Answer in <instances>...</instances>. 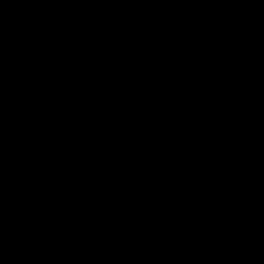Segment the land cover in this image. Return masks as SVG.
Segmentation results:
<instances>
[{
	"label": "rangeland",
	"instance_id": "374dc122",
	"mask_svg": "<svg viewBox=\"0 0 264 264\" xmlns=\"http://www.w3.org/2000/svg\"><path fill=\"white\" fill-rule=\"evenodd\" d=\"M0 22L4 25L0 34V170L7 171L13 182L0 184V215L16 218L18 228L36 222L35 229L43 233L39 240L47 245L56 242L59 253L65 254V262L57 264L94 263L86 259V253H78L79 247L86 248L81 240L75 239V247L70 246L55 230L54 224L60 221L55 208L73 193L59 185L56 177H74L80 189L105 187L103 181H108L116 190L115 200L101 191L97 203L88 206L98 214L111 203L117 212L122 203H134L141 173H148L145 192L156 184L155 175H150L154 163L135 162L138 149L163 154L138 139V127L143 126L140 114L181 111L191 93L205 86L217 90L231 77L233 50L239 67L250 72L236 74L245 78L241 85L251 96L263 95L259 78L264 77V0H0ZM158 41L174 46L163 48ZM183 56V66H193L198 75L175 70ZM18 74L25 75L29 84H16ZM164 96L171 102L154 101ZM102 117L109 120L101 122ZM107 124L132 130L142 147L137 145L135 153L113 151L108 146L112 133H105L110 131L105 130ZM230 134L236 137L235 130ZM97 138L102 143H96ZM263 142L261 137L257 149L244 152L240 161L242 173L255 174L258 180L264 174ZM167 152L169 158L160 169L166 170L163 174L177 171L179 157L193 161L182 151ZM215 153L212 162L223 161L221 152ZM225 157L231 160L227 153ZM162 159L155 161L157 166ZM260 182L252 186L260 191L258 201L263 203ZM216 202L221 205L222 200ZM263 221L245 231L242 225L240 230L250 235ZM120 237L115 241L126 244L130 255L144 252L147 257L154 251L143 240ZM245 239L240 243L245 245ZM92 250L95 264H102ZM154 253H159L160 263L125 258L128 264H194L167 249Z\"/></svg>",
	"mask_w": 264,
	"mask_h": 264
},
{
	"label": "crops",
	"instance_id": "0c3cea01",
	"mask_svg": "<svg viewBox=\"0 0 264 264\" xmlns=\"http://www.w3.org/2000/svg\"><path fill=\"white\" fill-rule=\"evenodd\" d=\"M158 43L163 48L174 46L165 41ZM234 51L232 53L235 63L229 67L233 73L230 70L231 77L225 80L224 85L217 87V90L212 86H205L200 91L197 90L195 95L191 93L189 98L186 97L188 102L186 108L181 111L166 110L160 113L153 111L140 114L143 126L138 127V139L156 150L163 151L161 156L155 153L156 160L147 161L154 163L155 173L151 172L150 175H155L156 184L152 191H144L148 179V173L144 171L141 173V182L137 183L140 185V191L136 199L132 198L135 200L134 203H122L117 212H114V205L111 206V203L104 204L103 211L97 210V214L89 208L88 203H97L103 193L115 200L116 190L111 183L103 181L107 186L88 185V188L80 189L74 177L66 174L56 177L58 184L60 183L59 185L66 191L73 192L81 198L76 199L73 193H70L74 197L73 200L71 195H68L60 201L55 208L60 216V221L54 224L55 230L70 246L75 247L73 244L75 239L81 240L86 248L79 247L78 253H86L88 261L96 263L90 250L103 239L111 242L124 257L129 260L132 258L130 261L133 262L138 260L146 262L144 258H151L154 262L160 263L162 260L159 253L154 252L158 248H163L190 263L206 264L204 261L208 260L203 254V248L207 251L214 248L220 251L223 246L234 249L242 244L240 239L243 238H247L245 245H242L250 255L257 256L264 252V225L254 229L250 235L249 232L247 235L244 234L247 227L264 220V202L258 201L260 191L256 186H252L253 182L261 180L263 182L259 185L262 186L264 174L262 179L258 180L255 174L242 173L240 166L244 152L250 148L255 151L258 140L264 138V77L259 78L262 81L263 95L251 96L241 85L245 79L241 75L250 72L244 66L239 67L236 61L237 53ZM185 56L179 58L180 62L175 64L178 69L175 70L179 71L180 68L184 70V74L198 75V70H193V66L191 68L183 66ZM164 62L168 63L167 60ZM237 73H241L240 77H237ZM208 87L217 93V102L196 150L192 155H188L193 161L186 162L179 157L175 162L178 163L175 165L177 171L163 174L162 172L166 170L160 169L165 159L169 158L167 151H182V142L193 114L203 91ZM170 100V97L164 96L155 98L154 101L166 103L171 102ZM229 130L231 132L235 130L236 137L232 136ZM215 151L221 152L223 161L212 162L216 156ZM225 153L231 160L227 161ZM158 158H163L159 166L155 163ZM183 171H187L193 177H188ZM262 171L264 172V168ZM99 187L104 190H100ZM216 200H222L221 205H218ZM18 224L16 218L6 214L0 215V264L65 262V254L59 253L60 247L56 242L51 241L47 245L39 240L43 233L39 234L35 229L36 222L20 228ZM242 225L244 231L241 232ZM132 226L133 229H130ZM242 234L245 237H240ZM122 235L133 240H143L144 246H152L154 251L151 256L145 257L144 252L138 256L130 255L126 244L124 246L123 242L120 244L115 241ZM49 249L52 250L51 254H48ZM215 253L217 258L223 256L222 251Z\"/></svg>",
	"mask_w": 264,
	"mask_h": 264
},
{
	"label": "trees",
	"instance_id": "16d2710c",
	"mask_svg": "<svg viewBox=\"0 0 264 264\" xmlns=\"http://www.w3.org/2000/svg\"><path fill=\"white\" fill-rule=\"evenodd\" d=\"M2 24L3 23L0 22V34H2L3 32L2 29L4 25ZM13 70H15L14 67L11 68V71ZM25 74H27V72H25ZM16 79H18V83L16 84L21 85V87L24 84H29V82L28 83L25 82V81H28L25 75L20 76V74H18V76H16ZM42 86L44 85H39L40 88ZM16 93L17 92H15L14 94ZM217 97H218L217 93L212 88L208 87V88H205V90L203 91L200 101L196 107V110L193 114L190 125L188 127V130L182 142V152L184 154L192 155L194 151L196 150V147L205 131V128L208 124V121L211 117V114L217 102ZM49 117L50 115L49 116L46 115L45 118L48 119ZM108 120L109 119L107 117L101 118V122H106ZM69 121L71 120L65 121V125H67ZM109 124H107L105 130L109 128L110 131H105V133H110V134L112 133V141L108 146L113 151L120 152V153L131 151L135 153L137 152V145H141L142 147V142L139 143V140L136 139L135 134L132 130H126L124 128H119V127L116 128V126L113 127V126H110ZM114 131L120 132L119 135L120 134L121 135L119 137H115L116 134L113 133ZM75 133H76L75 136H78L77 132ZM135 139H136V142H135ZM96 141H97L96 143L98 142L102 143L100 139L98 141V138L96 139ZM143 144L146 147L150 146L144 142ZM102 146L104 147L105 144ZM155 153L156 152L154 151L145 153L143 150L138 149V160L135 162H137L138 164L145 165V163L143 162L149 161V158H151L150 160L157 159L155 158ZM12 183L13 182H12L11 175L7 171L0 170V184L10 185ZM92 251H93L92 254L102 264H128L126 261V258L123 257L120 251L116 247H114L113 244H111V242L107 240L101 241ZM217 251L218 252L222 251L223 254L222 253L221 254L223 256L220 255L219 258H217L216 257L217 253H215ZM220 251L217 248H214V250H211V251L210 250L207 251L205 248H203V254L207 257L206 260H208L206 262L204 261V263L206 264H264V252H262L261 254L257 256H252L250 255L246 247L242 244H240L239 247L234 248V249L223 246Z\"/></svg>",
	"mask_w": 264,
	"mask_h": 264
}]
</instances>
